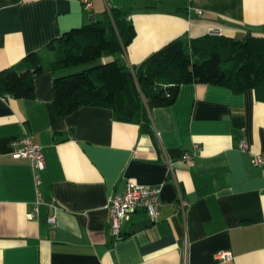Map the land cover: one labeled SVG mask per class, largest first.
Here are the masks:
<instances>
[{"label": "crops", "instance_id": "0c3cea01", "mask_svg": "<svg viewBox=\"0 0 264 264\" xmlns=\"http://www.w3.org/2000/svg\"><path fill=\"white\" fill-rule=\"evenodd\" d=\"M92 3L86 11L82 0H0V72L73 28L111 21L113 9L135 27L120 56L131 68L177 39L264 38V0ZM74 68L37 77L33 99L0 95V264H264V167L254 166L264 103L254 92L182 85L174 104L149 112L145 131L106 107L58 115L53 82ZM26 136L45 157L39 187L31 161L13 156ZM195 145L186 166L180 159ZM129 182L161 187V214L152 222L136 213L115 240L110 200Z\"/></svg>", "mask_w": 264, "mask_h": 264}, {"label": "trees", "instance_id": "16d2710c", "mask_svg": "<svg viewBox=\"0 0 264 264\" xmlns=\"http://www.w3.org/2000/svg\"><path fill=\"white\" fill-rule=\"evenodd\" d=\"M111 15L109 22L73 28L46 51L31 53L19 65L0 72V95L33 99L35 79L44 72L106 60L55 78L53 104L58 115L68 116L84 106L106 107L117 120L149 131V112L174 104L181 86L188 84L252 91L264 103L263 37L249 33L242 40L223 35L177 39L131 68L120 56L133 42L135 27L121 11L113 9Z\"/></svg>", "mask_w": 264, "mask_h": 264}, {"label": "built area", "instance_id": "2783aa9c", "mask_svg": "<svg viewBox=\"0 0 264 264\" xmlns=\"http://www.w3.org/2000/svg\"><path fill=\"white\" fill-rule=\"evenodd\" d=\"M86 11L93 9L92 0H82ZM193 2L194 0H189ZM215 35V34H212ZM9 98V96H7ZM244 148V145H241ZM13 156L16 159H28L31 161L35 173L37 187L41 184V173L46 167L45 157L42 147L35 142L33 137L26 136L12 143ZM199 147L195 145L193 152H185L180 159L181 163L192 167L195 164ZM254 166L264 167V154L254 156ZM161 187H147L135 182L127 184L124 193L115 194L110 200V223L111 234L115 240L122 237V225L138 212L146 213L152 222H156L160 217ZM50 224H55V218L50 219ZM230 254H222L221 258L229 259Z\"/></svg>", "mask_w": 264, "mask_h": 264}, {"label": "rangeland", "instance_id": "374dc122", "mask_svg": "<svg viewBox=\"0 0 264 264\" xmlns=\"http://www.w3.org/2000/svg\"><path fill=\"white\" fill-rule=\"evenodd\" d=\"M89 66H80V67H77V68H74V72L75 73H78V72H82L85 70V68H87Z\"/></svg>", "mask_w": 264, "mask_h": 264}]
</instances>
